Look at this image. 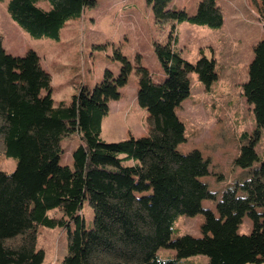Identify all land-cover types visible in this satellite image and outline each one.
I'll list each match as a JSON object with an SVG mask.
<instances>
[{
    "label": "trees",
    "instance_id": "obj_1",
    "mask_svg": "<svg viewBox=\"0 0 264 264\" xmlns=\"http://www.w3.org/2000/svg\"><path fill=\"white\" fill-rule=\"evenodd\" d=\"M154 23L169 27L166 41L153 50L162 79L119 52L115 77L105 70L92 88L81 86L68 103L55 104L51 76L38 54L28 49L16 56L5 51L0 36V154L16 160L15 168L0 169V264H42L37 247L40 227L64 228L66 253L61 264H205L264 263V158L256 144L264 129V38L253 47L242 95L252 107L255 128L240 136L235 166L241 180L217 194L203 179L209 161L200 152L181 153L184 124L176 108L190 92L195 73L208 88L217 78L214 59L202 55L185 60L174 46L176 23L190 21L212 28L222 25L216 0H199L193 14L169 7L171 0H146ZM10 19L34 38L58 39L70 19L93 0H0ZM260 22L264 30V0ZM137 77L136 100L146 111L147 133L105 142L100 138L110 100L129 75ZM74 135L79 143L72 164H61V142ZM211 200L215 211L205 209ZM92 210L86 225L84 204ZM56 210L59 217H50ZM205 216L201 237L172 238L179 216ZM247 216L248 234L239 233ZM166 250L168 253H160ZM172 251L173 253H170Z\"/></svg>",
    "mask_w": 264,
    "mask_h": 264
},
{
    "label": "rangeland",
    "instance_id": "obj_2",
    "mask_svg": "<svg viewBox=\"0 0 264 264\" xmlns=\"http://www.w3.org/2000/svg\"><path fill=\"white\" fill-rule=\"evenodd\" d=\"M77 18L66 22L58 39L34 38L17 26L9 17L5 4L0 2V36L5 51L22 56L28 49L35 51L41 66L51 76V96L55 104L68 103L81 86L87 89L99 82L105 70L115 77L120 63L119 52L132 64L139 61L156 80L162 79V70L153 50L154 41H166L170 28H159L153 21L151 7L146 0H93ZM199 0H171L169 7L193 14ZM223 22L218 28L190 21L176 23L174 46L181 56L194 63L201 53L215 61L216 80L206 88L195 73L189 75L190 92L176 108L184 124L185 142L175 146L181 153L200 152L209 161V175L203 181L219 194L226 185L245 176L235 166L240 150V136L250 134L254 128L252 107L242 95L247 80L248 65L253 57L254 45L264 38L260 22L261 0H216ZM137 77L129 75L127 83L119 89L117 100L108 103L109 112L103 118L100 138L115 142L147 133L146 111L136 100ZM77 135L61 142V164H72V151L77 147ZM259 159L264 158V129L256 144ZM14 158L0 154V169L12 171ZM242 175V176H241ZM203 207L216 213L211 200ZM82 213L86 225L92 222V210L84 204ZM50 217H59L56 210ZM205 216H179L173 225L172 238L180 235L201 237ZM252 222L245 216L239 233L248 234ZM64 228L40 227L37 247L44 251L42 264H61L66 253ZM160 250V253H168ZM173 253L172 251H169ZM188 260L207 262L205 257ZM264 264V263H262Z\"/></svg>",
    "mask_w": 264,
    "mask_h": 264
}]
</instances>
